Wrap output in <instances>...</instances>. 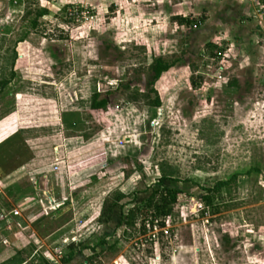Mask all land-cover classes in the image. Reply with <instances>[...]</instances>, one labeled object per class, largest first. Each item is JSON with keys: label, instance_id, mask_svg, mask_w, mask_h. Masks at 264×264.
Returning a JSON list of instances; mask_svg holds the SVG:
<instances>
[{"label": "rangeland", "instance_id": "rangeland-1", "mask_svg": "<svg viewBox=\"0 0 264 264\" xmlns=\"http://www.w3.org/2000/svg\"><path fill=\"white\" fill-rule=\"evenodd\" d=\"M16 131L0 172L40 169L0 177L24 264H264V0H0V137ZM79 136L72 170L97 169L40 207L51 149ZM162 177L181 191L169 214L126 225Z\"/></svg>", "mask_w": 264, "mask_h": 264}, {"label": "crops", "instance_id": "crops-1", "mask_svg": "<svg viewBox=\"0 0 264 264\" xmlns=\"http://www.w3.org/2000/svg\"><path fill=\"white\" fill-rule=\"evenodd\" d=\"M62 113H68V112L67 110H65ZM65 115L66 114H64V116ZM60 125L62 129H64L65 131L71 128L70 124H68L65 119H62ZM18 135H21L19 131H16L7 136H1L0 137V150H1L0 152H3L8 148V143H6L7 141H9L10 143L13 141L19 142V140L21 139V136H18ZM103 136H105V133H103ZM73 144H76V145L70 148V145L73 146ZM89 147H91L90 142L87 143L83 141V139L80 136L79 137H65L63 139V144L59 146L58 145L53 146V148L51 149L52 153L58 154L59 152H62L64 156L60 160H58L55 164L53 163V165L55 166L54 169H52V167L51 168L47 167L46 169H44L43 175L46 179L45 186L47 188L46 189L47 192L40 193V195H37V197H40L39 201L36 202L37 205H39L40 207H45L46 205L50 204V207H51L53 205L61 204L67 200L66 199L67 196L65 197V192L74 189L72 187H74L75 185H77L76 187H81L82 184L79 183L81 176L84 173L89 172V170L95 171L97 167H93V168L90 167L88 169H81L80 171H73L71 166L77 162L78 163L82 162L83 159H87V157L83 158V154L88 152ZM2 154L0 156H2ZM27 167H29L27 161L22 160L20 163L16 164V166L12 170L8 172H2L3 174L0 172V177L2 176L1 178H3L1 180L5 183L6 181L11 179L12 177H15L16 175H19V174L22 175L23 173L24 174L27 173V174H30L29 181H32L33 180L31 179L33 177L32 174L36 172H40V169L38 171H35L32 169L31 170L32 172H29L27 171L28 169ZM48 177H50L51 179L48 180ZM52 182L54 183V186L56 187L54 191H52L50 188L52 186L50 183ZM73 182H74V186L72 185ZM42 196L43 197L45 196L44 200H42ZM1 198L2 199L5 198L8 200L7 196L4 195L2 187L0 188V199ZM23 205L27 206L30 204H28V201L25 200L22 203V206ZM14 211H17V210H14ZM22 217L23 216L21 215H18V216L10 215L6 219H0V231L2 230V233L0 232V241H6L4 245L0 243V248L2 249L0 250V264H7V263L10 264V262L13 263V261L15 262V264H24V261L20 260L19 258L14 257L15 253L13 254L10 253L11 252L10 250H14V248H11V246L14 247V245L11 244L10 246V243L14 242V240L16 241L17 239L23 238L22 236L23 232L20 231L21 228L17 229L16 226L14 225V223L17 222V220H14V219L17 218L21 220ZM14 244L15 246H17L16 242ZM7 248L10 250H7Z\"/></svg>", "mask_w": 264, "mask_h": 264}, {"label": "trees", "instance_id": "trees-1", "mask_svg": "<svg viewBox=\"0 0 264 264\" xmlns=\"http://www.w3.org/2000/svg\"><path fill=\"white\" fill-rule=\"evenodd\" d=\"M44 14H46V12L42 11L39 15L43 16ZM167 69H168L167 65H165L162 61L157 60L156 64H154L151 67V72H152V75L154 78H158ZM7 83L8 82L5 81L1 84V86H5V85H7ZM124 87L128 88V85H124ZM108 104H109L108 98H106V97L101 98L100 94L95 93L91 97L90 109L93 111L104 112L106 110ZM153 105L155 107H158L160 105V103L157 100L153 103ZM6 143L9 144L10 142L7 141ZM237 177H238V175L234 174L229 180L220 181V182L216 183L212 189H207L206 192L208 193V195L218 193V192H220L221 189L226 187L228 185V183L235 181ZM165 179H166L165 177H162L159 180V184L162 187V190L159 192V194H160L159 203L154 204L153 203V196H152L149 200H147L145 202V204L142 207H140V206L135 207L134 209H132L130 211L129 220H128V222H126V225H132V219L135 217V214H137L139 211H143V213L145 215L147 212V209H150V208H152L156 214L158 213V214L163 215V216H166L167 214H169V212L171 210L170 206L176 202L177 195L180 194L181 191H179L177 189L165 187L164 186ZM156 194L157 193H155V195ZM121 197H123V196H120L119 198H121ZM205 199L208 200L209 198L207 197ZM114 206H115L114 204H111L109 206V210H112V208H114ZM70 259H72V255H69L66 261H68ZM43 264H49V263H43Z\"/></svg>", "mask_w": 264, "mask_h": 264}, {"label": "built area", "instance_id": "built-area-1", "mask_svg": "<svg viewBox=\"0 0 264 264\" xmlns=\"http://www.w3.org/2000/svg\"><path fill=\"white\" fill-rule=\"evenodd\" d=\"M68 15H70V17H73V18H74L73 13H71V12H69V11H68ZM78 17H79V16H78ZM10 215L18 216L19 213H18L17 211H13L12 214H11V213H10V214L1 213V215H0V219H6V218H7L8 216H10Z\"/></svg>", "mask_w": 264, "mask_h": 264}]
</instances>
